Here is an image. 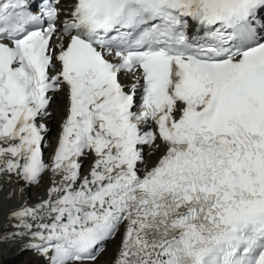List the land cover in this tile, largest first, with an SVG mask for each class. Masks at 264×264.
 I'll return each mask as SVG.
<instances>
[{"label": "snow or ice", "instance_id": "1", "mask_svg": "<svg viewBox=\"0 0 264 264\" xmlns=\"http://www.w3.org/2000/svg\"><path fill=\"white\" fill-rule=\"evenodd\" d=\"M5 180L39 264H264V0H0Z\"/></svg>", "mask_w": 264, "mask_h": 264}, {"label": "bare ground", "instance_id": "2", "mask_svg": "<svg viewBox=\"0 0 264 264\" xmlns=\"http://www.w3.org/2000/svg\"><path fill=\"white\" fill-rule=\"evenodd\" d=\"M62 106V96L60 94L53 101V104L49 109L52 112V116L50 120L47 121L48 125H53V122L55 121L60 122V114L57 112V108H62ZM49 184L50 181L46 180L43 176L38 185L28 187L26 189V199L28 203L31 205L38 202L40 199L45 198L46 188ZM22 202L23 201L19 195V188L13 186L11 182L0 185V230L10 229L11 224L6 217L8 216L10 210L17 208ZM11 223L14 224V221ZM115 247L116 242L108 244V251L100 258V264H106ZM17 259H19L18 256L12 254L10 251L6 252L5 247L0 246V264H15ZM20 264H39V261L34 254L30 253L24 260H21Z\"/></svg>", "mask_w": 264, "mask_h": 264}, {"label": "rangeland", "instance_id": "3", "mask_svg": "<svg viewBox=\"0 0 264 264\" xmlns=\"http://www.w3.org/2000/svg\"><path fill=\"white\" fill-rule=\"evenodd\" d=\"M54 123V122H53ZM56 127V124L54 123L52 126V129ZM53 134V130L50 132L49 136H51ZM114 247V246H112ZM29 252H23L21 254V256L19 257V260L17 262H15V264H20L21 260H24L25 257L28 255ZM110 253V252H109Z\"/></svg>", "mask_w": 264, "mask_h": 264}]
</instances>
